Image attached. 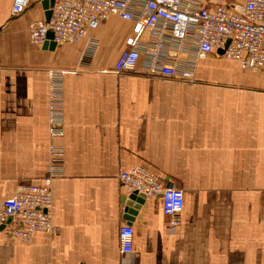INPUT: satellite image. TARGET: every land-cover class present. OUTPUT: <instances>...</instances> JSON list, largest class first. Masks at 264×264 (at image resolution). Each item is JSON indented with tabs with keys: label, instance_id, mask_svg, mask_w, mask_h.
<instances>
[{
	"label": "crops",
	"instance_id": "crops-1",
	"mask_svg": "<svg viewBox=\"0 0 264 264\" xmlns=\"http://www.w3.org/2000/svg\"><path fill=\"white\" fill-rule=\"evenodd\" d=\"M14 1L0 0V201L21 182L43 185L51 165L59 174L53 232L27 244L0 232V264H264V98H225L243 85L264 93V69L245 72L214 52L192 83L152 76L143 61L134 72L105 73L126 49L130 22L111 17L76 45L35 46L30 25L47 20L49 0H31L17 17ZM90 38L99 45L85 65ZM53 72H63L58 136ZM138 166L183 189L185 205L171 230L161 198H146L125 256L119 229L129 223V195L119 176Z\"/></svg>",
	"mask_w": 264,
	"mask_h": 264
},
{
	"label": "built area",
	"instance_id": "built-area-1",
	"mask_svg": "<svg viewBox=\"0 0 264 264\" xmlns=\"http://www.w3.org/2000/svg\"><path fill=\"white\" fill-rule=\"evenodd\" d=\"M55 0L49 21L36 20L30 25V40L35 46L51 42L57 46L76 45L89 37L100 23L117 17L132 24L112 71L134 72L140 62L152 76L178 82H191L198 63L209 54L223 51L227 59L238 61L249 71L264 69V0ZM31 6V0H15L12 15L17 17ZM98 41L90 38L82 55L85 65L97 50ZM63 72H53L52 135L61 134L62 103L60 83ZM56 154V153H55ZM53 162V161H52ZM55 163L59 159L54 160ZM53 162V163H54ZM59 167L51 165L43 185L21 182L13 197L0 201V226L3 233L21 243H30L37 232H53L51 182ZM121 189L160 197L169 228L181 223L185 205L183 189L161 185L155 174L138 166L119 176ZM134 228L119 229L122 255L133 254Z\"/></svg>",
	"mask_w": 264,
	"mask_h": 264
},
{
	"label": "water",
	"instance_id": "water-1",
	"mask_svg": "<svg viewBox=\"0 0 264 264\" xmlns=\"http://www.w3.org/2000/svg\"><path fill=\"white\" fill-rule=\"evenodd\" d=\"M55 4V0H49V1H45L43 3L45 10H49V14L47 15V21H49L50 17H51V11L50 9L54 6ZM49 40H51V46L50 47H56L57 45L52 41L53 40V34L49 33L48 36ZM46 44H49V42H47ZM221 54H223V51H220ZM146 195L144 194H132L129 196H125L123 197V203L126 205V221H129L128 224H131V222L134 221V217L136 216L138 210L140 209L141 205L144 203V201L146 200ZM4 229V226H0V232H2Z\"/></svg>",
	"mask_w": 264,
	"mask_h": 264
},
{
	"label": "rangeland",
	"instance_id": "rangeland-1",
	"mask_svg": "<svg viewBox=\"0 0 264 264\" xmlns=\"http://www.w3.org/2000/svg\"><path fill=\"white\" fill-rule=\"evenodd\" d=\"M242 65V64H241ZM243 67V66H242ZM244 71L246 72V69L243 67ZM249 71V70H247ZM250 72V71H249ZM248 72V76L249 77H252L251 73ZM254 73H257V72H254ZM195 79L193 81H191L190 83L194 82ZM247 85H249V83H247V81L245 82ZM258 89V88H257ZM260 89H258L256 92L254 90L251 89V87H247L246 85L244 86L243 85V88H240L236 91H228V93H230L227 97L225 98H232V95H234L233 97L234 98H237V99H241V100H244V99H256V98H264V93L261 91ZM226 92V91H225ZM224 93V92H223ZM232 94V95H231ZM20 184V183H19Z\"/></svg>",
	"mask_w": 264,
	"mask_h": 264
}]
</instances>
